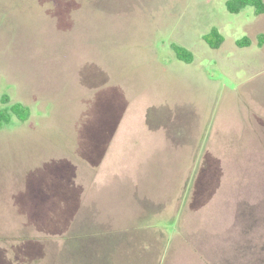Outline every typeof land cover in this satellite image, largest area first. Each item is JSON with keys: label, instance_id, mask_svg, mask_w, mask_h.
I'll return each instance as SVG.
<instances>
[{"label": "rangeland", "instance_id": "obj_1", "mask_svg": "<svg viewBox=\"0 0 264 264\" xmlns=\"http://www.w3.org/2000/svg\"><path fill=\"white\" fill-rule=\"evenodd\" d=\"M226 1L0 0V221L132 226L140 264H264V12Z\"/></svg>", "mask_w": 264, "mask_h": 264}, {"label": "crops", "instance_id": "obj_2", "mask_svg": "<svg viewBox=\"0 0 264 264\" xmlns=\"http://www.w3.org/2000/svg\"><path fill=\"white\" fill-rule=\"evenodd\" d=\"M35 213L0 221V264H140L131 251L132 226L80 220L56 229Z\"/></svg>", "mask_w": 264, "mask_h": 264}, {"label": "trees", "instance_id": "obj_3", "mask_svg": "<svg viewBox=\"0 0 264 264\" xmlns=\"http://www.w3.org/2000/svg\"><path fill=\"white\" fill-rule=\"evenodd\" d=\"M225 5H226L227 10L230 12H233V13L239 12L246 5L253 6L254 12L256 14H260V13L264 12V1L263 0H227ZM203 38L209 44V46L212 48L218 47L219 44L223 41V37L215 29H212L209 33L205 34ZM242 43L244 44L245 41L244 40L237 41V44L242 45ZM174 51H175V55L178 59L186 61V62L191 60V57H192L191 53L186 51L183 47L175 45ZM20 105H21L20 103L13 104L10 108V111L21 118L23 112L19 113V111H21L19 109ZM3 116H4V112H3V110H0V124L5 121ZM189 191L193 192V186L192 185L189 188Z\"/></svg>", "mask_w": 264, "mask_h": 264}]
</instances>
